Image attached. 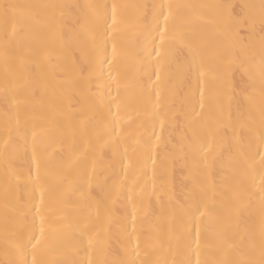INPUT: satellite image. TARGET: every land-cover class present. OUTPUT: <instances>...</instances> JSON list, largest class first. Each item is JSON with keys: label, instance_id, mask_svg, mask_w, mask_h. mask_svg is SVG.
I'll list each match as a JSON object with an SVG mask.
<instances>
[{"label": "snow or ice", "instance_id": "snow-or-ice-1", "mask_svg": "<svg viewBox=\"0 0 264 264\" xmlns=\"http://www.w3.org/2000/svg\"><path fill=\"white\" fill-rule=\"evenodd\" d=\"M0 67V264H264V0L0 2Z\"/></svg>", "mask_w": 264, "mask_h": 264}, {"label": "bare ground", "instance_id": "bare-ground-1", "mask_svg": "<svg viewBox=\"0 0 264 264\" xmlns=\"http://www.w3.org/2000/svg\"><path fill=\"white\" fill-rule=\"evenodd\" d=\"M0 2H9V0H0ZM10 2L28 4V3H112L113 0H10ZM118 3H140L146 2V0H115ZM180 2H190V3H225L232 5H243L248 3L258 4L260 0H180ZM225 22H227L225 20ZM0 71H2V67H0ZM2 90H0V109H2ZM134 106H138V102H134ZM2 111H0V132H2ZM0 209H2V202H0Z\"/></svg>", "mask_w": 264, "mask_h": 264}]
</instances>
